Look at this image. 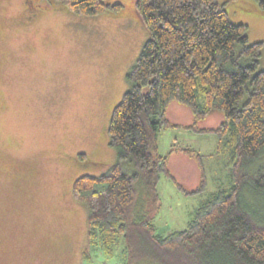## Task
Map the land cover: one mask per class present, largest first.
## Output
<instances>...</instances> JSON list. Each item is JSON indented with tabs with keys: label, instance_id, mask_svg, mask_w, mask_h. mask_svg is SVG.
Returning <instances> with one entry per match:
<instances>
[{
	"label": "rangeland",
	"instance_id": "obj_1",
	"mask_svg": "<svg viewBox=\"0 0 264 264\" xmlns=\"http://www.w3.org/2000/svg\"><path fill=\"white\" fill-rule=\"evenodd\" d=\"M105 1L124 7L88 17L52 0H0V264H129L123 240L112 256L97 248L84 258L89 209L72 192L77 178L100 176L115 164L109 122L149 39L132 17L134 0ZM218 2L233 24L248 27V44H264L260 0ZM169 118L175 127L161 131L159 149L163 155L174 149L170 163L183 188L166 176L159 182L154 223L162 235L185 229L206 199L233 185L231 152L215 155L217 134L189 128L195 115L178 102ZM223 121L212 113L196 128L216 129ZM253 169H264V156ZM138 190L134 218L154 214L140 183ZM244 201L264 219V190L247 188Z\"/></svg>",
	"mask_w": 264,
	"mask_h": 264
},
{
	"label": "trees",
	"instance_id": "obj_2",
	"mask_svg": "<svg viewBox=\"0 0 264 264\" xmlns=\"http://www.w3.org/2000/svg\"><path fill=\"white\" fill-rule=\"evenodd\" d=\"M52 1L88 17L119 14L124 7L105 0ZM134 7L149 39L109 122L117 160L100 176L77 178L72 189L89 209L84 258L97 248L112 256L123 240L129 264H264V219L244 201L247 188L264 190V169H253L264 156V44H248V27L233 24L218 0H135ZM174 102L193 111L189 128L217 134L215 155L231 152L233 185L206 199L185 229L162 235L154 223L159 182L166 176L183 188L170 168L174 149L167 155L159 149L161 131L175 127L169 118ZM216 112L224 115L216 129L196 128ZM181 150L200 162L204 156ZM139 183L155 213L134 218ZM205 186L203 179L198 191Z\"/></svg>",
	"mask_w": 264,
	"mask_h": 264
},
{
	"label": "crops",
	"instance_id": "obj_3",
	"mask_svg": "<svg viewBox=\"0 0 264 264\" xmlns=\"http://www.w3.org/2000/svg\"><path fill=\"white\" fill-rule=\"evenodd\" d=\"M134 13H135V14L132 13V17H133L136 21H138V20H139L138 15H137L136 12H134ZM139 22H140V20H139ZM195 158H196V157H195ZM201 161H202V159H201ZM170 168H171L172 173L175 175L171 163H170ZM202 175H203V177L205 176L204 171H202ZM175 176H176V175H175Z\"/></svg>",
	"mask_w": 264,
	"mask_h": 264
},
{
	"label": "flooded vegetation",
	"instance_id": "obj_4",
	"mask_svg": "<svg viewBox=\"0 0 264 264\" xmlns=\"http://www.w3.org/2000/svg\"><path fill=\"white\" fill-rule=\"evenodd\" d=\"M134 2H135V0H134Z\"/></svg>",
	"mask_w": 264,
	"mask_h": 264
}]
</instances>
